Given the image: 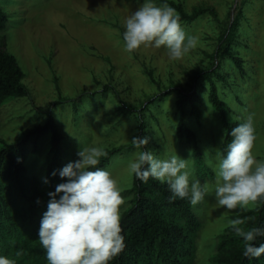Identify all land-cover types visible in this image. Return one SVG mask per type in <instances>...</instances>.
<instances>
[{"label": "rangeland", "instance_id": "rangeland-1", "mask_svg": "<svg viewBox=\"0 0 264 264\" xmlns=\"http://www.w3.org/2000/svg\"><path fill=\"white\" fill-rule=\"evenodd\" d=\"M173 1L182 3L186 12L199 6L213 10L191 23L181 22L185 33L195 36L198 43L175 61L169 59L163 46L141 47L131 54L124 50L125 20L145 0H0L9 18L6 49L21 66L25 74L22 82L29 92L8 99L0 107V138L13 142L23 130L42 126L51 116L63 136L65 166L79 159L80 146L119 148L104 170L118 182L124 199L121 216L132 198L126 193L133 184L128 162L145 150L131 143V138L138 136L140 120L139 113L128 111L127 106L137 110L159 96L157 107H150L157 121L150 117L147 150L158 159L173 155L187 159L192 170L190 183L199 180L207 184L204 199L192 205L202 223L196 264H206L216 236L228 225L230 215L241 210L228 211L215 199L216 152L220 151L224 129L209 103L208 83L200 102V124L189 121L203 152L201 160L176 134L174 87L187 88L194 72L211 68L214 60L210 55L217 46V36L241 6L244 18L237 55L243 61L244 73L227 57L222 64L228 72V84L216 81V86L230 110L229 117L242 124L247 115H253L257 137L253 154L264 161V0ZM49 136L46 132L40 137L36 152L32 142L28 144L29 170L41 180L45 178Z\"/></svg>", "mask_w": 264, "mask_h": 264}, {"label": "trees", "instance_id": "trees-1", "mask_svg": "<svg viewBox=\"0 0 264 264\" xmlns=\"http://www.w3.org/2000/svg\"><path fill=\"white\" fill-rule=\"evenodd\" d=\"M167 3L180 16V22L191 23L211 8L194 7L186 12L182 3L173 0H156ZM244 18L239 6L233 19L217 36V46L210 58L214 60L211 68L196 71L187 88L175 86V101L178 122L176 134L192 149L193 156L203 158L196 132L189 121L200 124L202 109L200 106L205 82L208 83L207 96L210 105L217 112L224 129L220 151L231 142V130L240 125L237 119L229 117L230 110L221 99L216 81L228 84V72L223 69V60L227 57L238 71L243 74V61L237 55L241 44L240 24ZM8 15L0 5V107L11 98L28 95V88L22 82L25 74L16 57L6 49V30ZM105 86L104 88H106ZM173 89H168L170 93ZM156 97V96H155ZM159 96L149 99L150 105H142L137 110L127 106L128 111H137L140 124L138 136H147L151 106L157 107ZM74 112L78 105L74 103ZM50 132L48 154L45 160V178L30 172L27 164L29 147L38 150V141L42 135ZM63 136L51 116L42 126L23 130L13 142L0 138V256L12 259L16 264H47L46 252L39 242V228L43 213L47 211L49 192L65 182L59 176V170L65 166ZM133 147V146H132ZM106 157L100 158L97 167L104 169L110 159L120 152L119 148L106 149ZM27 164V165H26ZM56 172L53 176L52 173ZM47 181V183H45ZM132 194L130 206L120 216L124 237V250L109 264H196L197 237L202 226L201 220L193 210L189 198L170 200L171 192L167 184L149 178L147 182L137 179L133 174L132 187L126 190ZM59 198V197H57ZM39 201V203L37 202ZM245 219V227H259L264 230V201L251 211H241L230 215L229 219ZM264 243V235L258 237L255 244ZM243 240L235 236L228 225L216 236L214 251L206 264H264V255L259 258L243 256ZM17 250L23 254L16 255Z\"/></svg>", "mask_w": 264, "mask_h": 264}, {"label": "clouds", "instance_id": "clouds-1", "mask_svg": "<svg viewBox=\"0 0 264 264\" xmlns=\"http://www.w3.org/2000/svg\"><path fill=\"white\" fill-rule=\"evenodd\" d=\"M125 29L124 50L130 54L141 47L163 46L169 59L175 61L198 43L195 36L185 33L173 7L167 3L157 6L152 0H145L126 18ZM230 136L232 140L226 148L216 152L215 199L228 211H251L264 201V161L253 154L257 139L253 115H247L244 123L231 130ZM149 142L147 136L131 138L136 149L145 150L138 151L128 162L129 173L143 182L152 178L167 184L170 200L189 198L193 206L200 203L208 193V186L199 180L190 183L192 170L188 160L178 155L158 159L147 150ZM77 156L79 159L59 170L65 182L48 193L50 200L40 222L38 240L46 252L47 264H109L125 248L120 223L124 199L112 174L97 167L100 158L107 156L103 148L80 146ZM228 227L242 238L244 257L264 255V243L255 244L264 230L245 227V219L239 217L229 220ZM22 254V250H17V256ZM0 264L16 262L0 256Z\"/></svg>", "mask_w": 264, "mask_h": 264}]
</instances>
